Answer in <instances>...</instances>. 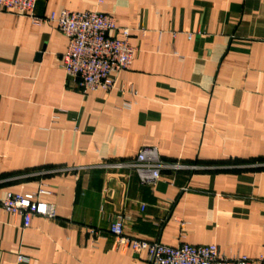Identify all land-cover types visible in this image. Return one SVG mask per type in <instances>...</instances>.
<instances>
[{
	"label": "crops",
	"instance_id": "0c3cea01",
	"mask_svg": "<svg viewBox=\"0 0 264 264\" xmlns=\"http://www.w3.org/2000/svg\"><path fill=\"white\" fill-rule=\"evenodd\" d=\"M61 9L111 15L135 54L114 89L83 92L54 22L0 10V198L45 184L56 211L23 227L0 205V264H146L108 232L117 215L126 236L264 264V0H37L35 14ZM143 146L196 167L144 186L108 166Z\"/></svg>",
	"mask_w": 264,
	"mask_h": 264
},
{
	"label": "built area",
	"instance_id": "2783aa9c",
	"mask_svg": "<svg viewBox=\"0 0 264 264\" xmlns=\"http://www.w3.org/2000/svg\"><path fill=\"white\" fill-rule=\"evenodd\" d=\"M101 1V0H99ZM37 0H0V10L16 11L27 15L32 22H54L66 37L67 48L61 58L65 76L71 79L83 92L115 88L117 74L128 68L135 54V47L129 42L130 29L119 27L114 18L96 10L52 11L45 17L35 14ZM117 33V34H116ZM192 33H187L190 38ZM129 91L135 94V90ZM115 168H128L135 172L138 182L154 186L163 169L195 168V165L163 161L155 146L141 147L132 160L109 163ZM45 184L34 192L7 193L0 198L1 207L12 215L22 217V226L28 227L33 216L53 219L55 205L40 200L41 195H51ZM123 217L117 215L110 223L108 232L119 244L136 253H144L146 264H252L253 259L245 255L225 256L215 244L191 245L180 243L170 246L160 241H147L123 234ZM91 234L97 235L94 229ZM22 255L18 261L24 260Z\"/></svg>",
	"mask_w": 264,
	"mask_h": 264
}]
</instances>
